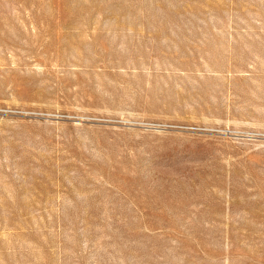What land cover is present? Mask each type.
Instances as JSON below:
<instances>
[{
    "label": "rangeland",
    "instance_id": "obj_1",
    "mask_svg": "<svg viewBox=\"0 0 264 264\" xmlns=\"http://www.w3.org/2000/svg\"><path fill=\"white\" fill-rule=\"evenodd\" d=\"M0 264H264V0H0Z\"/></svg>",
    "mask_w": 264,
    "mask_h": 264
}]
</instances>
